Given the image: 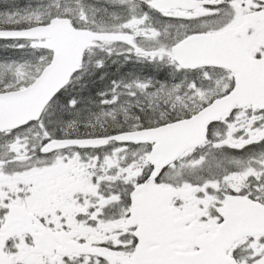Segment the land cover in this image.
<instances>
[{
    "label": "snow or ice",
    "instance_id": "snow-or-ice-1",
    "mask_svg": "<svg viewBox=\"0 0 264 264\" xmlns=\"http://www.w3.org/2000/svg\"><path fill=\"white\" fill-rule=\"evenodd\" d=\"M0 264H264V0H0Z\"/></svg>",
    "mask_w": 264,
    "mask_h": 264
}]
</instances>
